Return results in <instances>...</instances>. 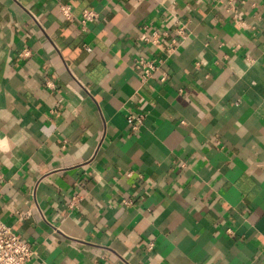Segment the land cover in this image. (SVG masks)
<instances>
[{
    "label": "crops",
    "instance_id": "obj_1",
    "mask_svg": "<svg viewBox=\"0 0 264 264\" xmlns=\"http://www.w3.org/2000/svg\"><path fill=\"white\" fill-rule=\"evenodd\" d=\"M242 1L0 0V220L25 264H264V0ZM137 56L163 63L141 82Z\"/></svg>",
    "mask_w": 264,
    "mask_h": 264
},
{
    "label": "built area",
    "instance_id": "obj_2",
    "mask_svg": "<svg viewBox=\"0 0 264 264\" xmlns=\"http://www.w3.org/2000/svg\"><path fill=\"white\" fill-rule=\"evenodd\" d=\"M242 3V0H239ZM233 3V2H232ZM230 3V11L234 21L241 25V12L236 8L235 4ZM58 11L65 18L70 19L72 15V7L69 4L58 3ZM97 17V12L94 9H83L78 17L81 27H85ZM164 34V33H163ZM162 33L156 30L149 31L145 26L139 35V40L146 42L152 46L160 45ZM87 48V47H86ZM88 49V48H87ZM168 50H170L168 48ZM163 60L157 57L146 58L137 56L133 58V68L140 76L141 82H144L155 69L161 67ZM164 79V76L161 78ZM128 121L132 122V128L136 129L140 118L136 115H129ZM33 255L31 245L23 240L20 235L11 229L7 224L0 220V264H25Z\"/></svg>",
    "mask_w": 264,
    "mask_h": 264
}]
</instances>
